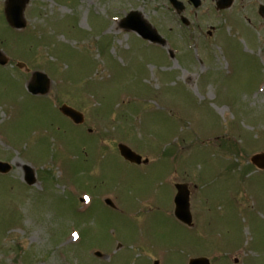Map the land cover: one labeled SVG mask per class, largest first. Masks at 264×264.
Masks as SVG:
<instances>
[{
    "label": "rangeland",
    "instance_id": "1",
    "mask_svg": "<svg viewBox=\"0 0 264 264\" xmlns=\"http://www.w3.org/2000/svg\"><path fill=\"white\" fill-rule=\"evenodd\" d=\"M6 2L0 50L13 67H0V160L13 170L0 176V264H264V171H242L264 152L263 19L254 30L247 10L213 11L184 15L185 26L167 0H31L26 28L12 31ZM131 11L167 46L123 31ZM17 63L47 73L46 98L76 105L84 126L29 95L31 72ZM119 143L154 162L127 168ZM26 165L44 173L35 187L24 183ZM171 181L194 184L192 229L174 215Z\"/></svg>",
    "mask_w": 264,
    "mask_h": 264
},
{
    "label": "water",
    "instance_id": "2",
    "mask_svg": "<svg viewBox=\"0 0 264 264\" xmlns=\"http://www.w3.org/2000/svg\"><path fill=\"white\" fill-rule=\"evenodd\" d=\"M27 1L28 0H10L7 16L10 23L15 28L20 29L25 27L23 11ZM123 26L127 29H131L138 32L141 36H143L146 39H150L155 42L164 43V41L160 39L158 34H156V32L152 30V28L141 18V16L136 13L129 15V17L123 21ZM36 78L41 79L42 81L41 85L44 88L40 92L42 93L47 92L49 81L45 78V76L40 74H37ZM62 112L65 115L71 117L76 123L83 122V116L71 108L64 106L62 108ZM122 153L126 158H128L131 161L136 162L139 159L137 156H135L130 150H128L125 147L122 148ZM9 170H10L9 165L0 162L1 172L6 173ZM179 190H180V196L176 200V204L178 206L177 215L181 220L190 224L191 216L188 209V192L185 187H179ZM190 264H209V263L207 260L199 259V260L191 261Z\"/></svg>",
    "mask_w": 264,
    "mask_h": 264
},
{
    "label": "flooded vegetation",
    "instance_id": "3",
    "mask_svg": "<svg viewBox=\"0 0 264 264\" xmlns=\"http://www.w3.org/2000/svg\"><path fill=\"white\" fill-rule=\"evenodd\" d=\"M244 9L252 11L251 15H264V0H253L250 4L233 0L232 6L228 9L220 10L219 15H240L239 12Z\"/></svg>",
    "mask_w": 264,
    "mask_h": 264
}]
</instances>
